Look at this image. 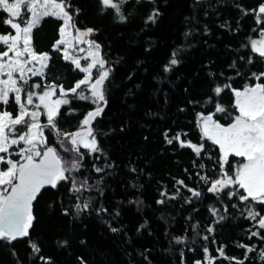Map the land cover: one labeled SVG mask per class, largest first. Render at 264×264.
Returning <instances> with one entry per match:
<instances>
[{
    "label": "trees",
    "instance_id": "1",
    "mask_svg": "<svg viewBox=\"0 0 264 264\" xmlns=\"http://www.w3.org/2000/svg\"><path fill=\"white\" fill-rule=\"evenodd\" d=\"M66 2L73 16V32L94 30L86 37L100 45L110 75L104 84L107 104L91 125L101 151L90 153L81 147L82 167L71 173L77 184L87 180L88 187L74 193L71 181H62L56 188L46 186L36 198L35 205L49 191L52 198L47 204L48 213L55 206L64 223L63 233L53 242L56 252H68L75 245L101 264H115L107 250L87 238L89 220L94 217L124 244L139 240L142 248L136 249L135 255L146 264H195L198 260L201 264H237V260L264 264V239L251 235L258 225L247 218L246 205L237 198L229 200L224 193H208L210 185L200 180V176L212 180L219 175L218 147L209 140L202 141L197 126V113L205 114L215 103L228 104L232 87L252 82V73L263 70L264 60L251 51L250 39L258 37L264 28L251 12L264 0H128L122 9L127 16L123 23L112 10L101 14L98 0ZM153 10L160 13L156 22L145 23ZM22 11L27 19L29 13ZM7 18L8 14L0 10V20ZM60 25V19L43 18L33 29L32 46L37 53L48 52L51 56L46 82L70 88L83 72L52 49ZM9 32L14 34L15 30L0 24V33ZM3 47L0 45V49ZM174 52L179 63L165 72ZM250 57L251 64L247 62ZM96 74L94 69L93 79ZM33 83L43 85L45 81L32 77L29 85ZM224 85L231 88L215 97L212 89ZM85 95L90 93L85 91ZM209 96H213L211 105L206 104ZM67 98L71 103L61 106L57 125L61 132L71 133L80 129L84 116L96 105L71 94ZM1 108L13 115L17 111L14 104ZM40 121L46 123V117L41 116ZM22 130L17 127L18 132ZM166 133L168 138L180 133L182 140L203 142L209 156L205 151L197 157L175 140L168 144ZM45 136L48 145L57 148L65 166H70L75 153L65 152L48 129ZM10 157L19 159L15 154ZM94 165L103 171L97 173ZM180 180L202 195L192 197L187 188L177 183ZM162 192L166 195L161 196ZM77 203L82 209L79 212ZM85 203L89 205L86 209ZM251 206L260 211L258 206ZM210 208L218 209V215L225 219L216 223ZM209 227L213 232L207 231ZM111 228L119 231L112 232ZM260 232L264 236V230ZM177 237L183 238L181 243L176 242ZM20 240L27 245L26 260L30 264H63L49 252L47 241L30 231L28 237L11 243L0 240V264L19 261L14 247ZM29 241L36 243L40 251L34 252ZM241 244L253 250L249 252ZM220 248L224 256L217 251Z\"/></svg>",
    "mask_w": 264,
    "mask_h": 264
},
{
    "label": "snow or ice",
    "instance_id": "2",
    "mask_svg": "<svg viewBox=\"0 0 264 264\" xmlns=\"http://www.w3.org/2000/svg\"><path fill=\"white\" fill-rule=\"evenodd\" d=\"M127 2L128 0H98L101 14L112 10L122 23L127 20L122 10ZM69 7L66 0H59V2L57 0H0V10L7 13L9 17L0 20V24L15 30L14 34L0 33V45L4 46L0 49V77H6L0 78V106L14 104L17 109L15 115L7 110L0 111V154H3L0 155V163L7 165L6 170H0V240L9 243L29 236V229L34 220L32 203L45 186L56 188L60 182L70 180L71 191L74 193H79L88 187L87 180L77 184L75 178L71 176L73 171H79L82 167L84 153L81 152V147L89 150L90 153L101 151L91 125L103 113V105L107 104L104 84L110 71L105 68L107 61L100 56V45L93 41H89V44L94 46L95 51L89 52L91 62L86 67H82L80 59L70 54L69 48L74 45L65 39L67 29L74 27L73 16L67 10ZM22 10L30 14L29 18L24 19ZM251 12L255 14L257 24L264 23V3L259 4ZM244 14L247 15L248 11L244 10ZM159 15L158 10H153L147 16L145 23H155ZM45 17H55L63 21L59 28L60 39L52 45L53 51L62 52L64 60L70 61L75 69L85 73L84 77L70 88H65L63 84L46 82V69L49 67L51 56L48 52L37 53L32 46L33 29L39 27L41 20ZM75 31L74 39L83 42L82 37L94 30L87 29L81 32L80 29H75ZM261 37L259 41L250 42L251 51L264 60V28L261 29ZM175 56L176 53H172L169 65L164 67L165 72L179 63ZM247 62L249 64L253 62L251 57ZM93 69H97L95 79H93ZM32 77H38L45 83L29 85ZM252 78L260 81L264 78V72L252 73ZM225 88H231V85L216 86L212 92L215 97H219ZM37 89L42 91H36ZM57 91L59 98L52 99ZM85 91H88L90 95H85ZM231 91L234 96L235 115L228 112L220 103H215L214 112H209L207 115L203 112L197 113V126L201 131V140H209L219 149L216 161L219 168L218 178L210 180L207 176H200V180L210 185L207 187L208 193L216 196L224 193L229 200L237 198L245 204L247 218L258 225L257 230L251 235L264 239L260 232L264 230V215L261 214L264 212V83L246 85L242 90L232 88ZM69 94L79 100H91L96 105L84 116L80 129L71 133L61 132L57 125L61 106L71 103L67 98ZM206 104H213V96L207 98ZM216 114H226L232 122L227 125L221 124L214 119ZM41 116L46 117V123H41ZM18 126L23 130L18 132ZM45 129L54 135L65 152L75 153L76 158L71 161L70 166H65L55 146L48 145ZM165 138L168 144H172L175 140L181 148H190L197 157L206 151L203 142L195 144L190 140H182L180 133L172 138H168L166 133ZM21 144L23 147H18V151L10 152L13 146ZM66 144L70 147H66ZM13 154L20 159H11L10 156ZM230 157L241 159L233 165ZM200 167L203 168L204 165ZM94 170L97 173L103 171L95 165ZM177 183L187 188L183 180ZM187 190L192 197L199 198L202 195L196 189L187 188ZM164 195L166 193L162 192L161 196ZM188 202L191 200L189 199ZM157 203L163 204L164 201L158 200ZM253 204L258 206L260 211H256L251 206ZM88 207V203L83 205L84 209ZM232 207L235 208L237 205ZM75 208L78 212L82 210L79 203L75 205ZM218 211L216 208H210L211 214L217 217L216 223L225 219L223 215H218ZM224 211H228L227 206H224ZM193 227L196 226L193 225ZM111 231L117 232L119 229L111 228ZM207 231L211 233L213 228L209 227ZM203 239L207 240L208 237L205 236ZM182 240L181 237L176 238L177 243H181ZM29 243L34 252L40 251L36 243L31 241ZM240 247L246 248L249 252L253 250L244 244ZM217 251L220 256H224L222 248ZM204 253L205 260H208L207 248L204 249ZM41 259L44 258L41 257ZM195 264H201V261L198 260ZM237 264H243V261L237 260Z\"/></svg>",
    "mask_w": 264,
    "mask_h": 264
},
{
    "label": "rangeland",
    "instance_id": "3",
    "mask_svg": "<svg viewBox=\"0 0 264 264\" xmlns=\"http://www.w3.org/2000/svg\"><path fill=\"white\" fill-rule=\"evenodd\" d=\"M57 2H59V0H57ZM62 23L63 21L61 20V24ZM75 36L76 34L73 32V28L72 27L68 28L66 31L65 39L68 40L70 44L74 45V47L69 48V52L74 58L80 59V63L82 67H86L87 64L91 62V57L89 56V52L95 51V48L94 46H90L89 41L92 40L89 39L88 37L84 36L82 37L83 42H78L74 39ZM261 38L262 37L260 33L255 40L259 41L261 40ZM58 39H60L59 29H58ZM9 55L11 56L12 54L10 53ZM100 56L102 57L101 48H100ZM36 67H39V65H36ZM93 70H92V74H93ZM28 75L30 76L31 74L29 73ZM84 75L85 73H83V77ZM0 78H6V77H0ZM57 98H59L58 91H57V95L53 96L52 99H57ZM2 110L4 109L1 108L0 106V111ZM18 147H23V145L21 144L19 146H13L10 149V152L15 153L16 151H18ZM6 168H7L6 164L0 163V170H6ZM51 198H52V194L49 191H45L41 195L32 213L34 220L32 222V227L29 230L30 233H32L33 235H40L41 237H43L47 241L49 252L58 256V258L63 262V264H101V262L98 259L85 253L83 250L76 247L75 245L71 246L68 252L65 251L56 252L53 242L58 235L63 233L64 223L61 217L59 216L55 206H53L52 211L48 213L47 204L49 203V200ZM89 224H90L89 226L90 229L88 230L87 238H89L96 246H100L102 249H105V251L107 250L108 254L113 259L115 264H128L129 262H132L133 264H146L145 261L139 259L135 255V250L142 248V245L139 240H135L132 244H124L119 236L110 235V233H108V231L100 223V221H98L94 217L90 218ZM14 248L17 252L18 255L17 258L19 261L14 262L12 264H30L29 261L26 260V254L28 248L25 241H21L17 243Z\"/></svg>",
    "mask_w": 264,
    "mask_h": 264
},
{
    "label": "flooded vegetation",
    "instance_id": "4",
    "mask_svg": "<svg viewBox=\"0 0 264 264\" xmlns=\"http://www.w3.org/2000/svg\"><path fill=\"white\" fill-rule=\"evenodd\" d=\"M256 38H257V37H254V38L250 39V42H251L252 40H255ZM250 45H251V43H250ZM260 72H264V66H263V70L260 71ZM260 72H259V73H260ZM259 73H257V74H259ZM257 82H259V83H264V78H262L260 81H256V80L253 79L252 82H249V83L243 85L242 87H232V88L242 90L246 85H254V84L257 83ZM232 88H231V89H232ZM231 89H230V100L227 102L228 104H226V102H225L224 104L221 103V105H223V106L228 110V112L232 113V115H235L236 113H235V111H234V109H233L234 96H233V93H232ZM214 110H215V107H214L212 110L207 111V112L205 113V115H207L209 112H214ZM214 119H215V120H218L221 124H224V125H227V124H229V123L232 122V121H231V118H230V117H227L226 114H216V115L214 116ZM217 147H218V146H217ZM218 151H219V149H218ZM208 152H209V150H206V156H209ZM230 159H231V163L234 165V164H236L241 158L230 157ZM216 178H218V175H217L214 179H216ZM214 179H212V180H214Z\"/></svg>",
    "mask_w": 264,
    "mask_h": 264
},
{
    "label": "water",
    "instance_id": "5",
    "mask_svg": "<svg viewBox=\"0 0 264 264\" xmlns=\"http://www.w3.org/2000/svg\"><path fill=\"white\" fill-rule=\"evenodd\" d=\"M103 107H104V105H103ZM92 111V110H91ZM78 131V130H77ZM46 187V186H45ZM44 189V188H43ZM43 189H41V191L43 190ZM35 203H36V200H34L33 201V203H32V211H33V209H34V206H35ZM15 241V240H14Z\"/></svg>",
    "mask_w": 264,
    "mask_h": 264
}]
</instances>
